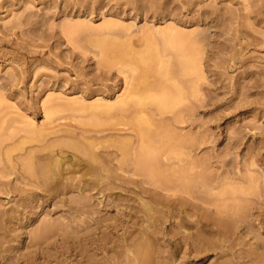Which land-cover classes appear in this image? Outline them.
Wrapping results in <instances>:
<instances>
[{"label": "rangeland", "instance_id": "374dc122", "mask_svg": "<svg viewBox=\"0 0 264 264\" xmlns=\"http://www.w3.org/2000/svg\"><path fill=\"white\" fill-rule=\"evenodd\" d=\"M0 142V264H264V0H0Z\"/></svg>", "mask_w": 264, "mask_h": 264}, {"label": "bare ground", "instance_id": "6f19581e", "mask_svg": "<svg viewBox=\"0 0 264 264\" xmlns=\"http://www.w3.org/2000/svg\"><path fill=\"white\" fill-rule=\"evenodd\" d=\"M259 21H260V20H259ZM170 44H171V43H170ZM178 44H179V43H178ZM118 45H119V44H118ZM118 45H117V46H118ZM182 45H183V44H182ZM114 49L117 50V49H119V48L116 47V48H114ZM115 50H114V51H115ZM117 52H118V51H117ZM119 52H120V51H119ZM145 54H146V51H145ZM148 54H150V53H148ZM110 55H111V54H110ZM118 55H119V54H118ZM122 55H123V54H121V56H122ZM146 55H147V54H146ZM114 56H115V54H114ZM124 56H125V55H124ZM197 56H198V55H197ZM195 57H196V56H195ZM108 58H109V57H107V59H108ZM115 58L117 59V57H115ZM119 58H120V56H119ZM119 58H118V59H119ZM123 58H124V57H123ZM134 58H135V57H134ZM137 58H138V57H137ZM143 58H144V57H143ZM192 58H193V57H192ZM118 59H117V61H118ZM121 59H122V57H121ZM121 59H120V60H121ZM135 59H136V58H135ZM120 60H119V62H120ZM138 60H139V59H138ZM138 60H137V61H138ZM140 60H141V59H140ZM187 60H188L189 63H190V60H191V59L189 60V59L187 58ZM192 60H193V59H192ZM145 61H146V60H145ZM145 61H144V62H145ZM106 62H107V61H106ZM106 62H105L104 64H106ZM110 62H112V61H110ZM115 62H116V60L114 59V64H115ZM107 63H108V62H107ZM112 63H113V62H112ZM140 63H142L143 66H144V63H143L142 60H141ZM140 63L138 62V64H140ZM146 63H149V62L146 61ZM146 63H145V65H146ZM193 63H194V62H193ZM118 64H119V63H118ZM120 64H121V63H120ZM196 64H197V63H195V65H196ZM106 65H107V64H106ZM110 65H111V63H110ZM121 65H122V64H121ZM111 66H112V65H111ZM122 66H123V65H122ZM139 66H140V65H139ZM197 66H198V65H197ZM197 66H196V67H197ZM119 67H120V65H119ZM136 67H137V66H136ZM141 67H142V66H140V68H141ZM145 67H148V64H147V66H145ZM145 67H144V69H145ZM150 67H151V66H150ZM150 67H149L148 69H150ZM163 67H164V66H163ZM163 67H162V68H163ZM182 67H183V66H182ZM196 67H195V68H196ZM137 68H138V67H137ZM164 68H165V67H164ZM190 68H191V66H190ZM193 68H194V67H193ZM193 68H192V69H193ZM117 69H118V68H117ZM134 69H136V68H134ZM138 69H139V68H138ZM144 69H141L142 72L139 70V71H140V73H139L140 76L145 75V73L147 72V71H146L147 69H146V70H144ZM185 69H186V68H185ZM120 70H121V69H120ZM158 70H159V69H158ZM163 70H164V69H163ZM187 70H188V69H187ZM195 70H196V69H195ZM160 71H161V70H160ZM196 71H198V70H196ZM158 72H159V71H158ZM187 72L189 73V71H187ZM147 73H148V72H147ZM134 74H135V72H134ZM134 74H133V75H134ZM137 75H138V74H137ZM146 75H147V74H146ZM146 75H145V77H146ZM140 76H139V78H140ZM148 76H150V75H148ZM142 78H143V77H141L140 79L142 80ZM135 80H138L137 82H139V84H140V86H141V84L145 81V78H144V81H142V83H140L141 80L139 81V79H135ZM167 80H168V79H167ZM168 81H170V79H169ZM173 81H174V80H173ZM145 82H146V81H145ZM135 83H136V81H135ZM166 83H167V81H166ZM172 83H173V82H172ZM175 83H176V82H175ZM180 83H182V82L180 81ZM139 84H136V85H138V87H139ZM147 84H148V81H147ZM163 84H164V82H163ZM176 84H179V83H176ZM182 84H183V83H182ZM133 85H134V83H133ZM133 85H132V86H133ZM167 85H168V84H167ZM171 85H172V84H171ZM171 85H170V86H171ZM179 85H180V84H179ZM143 86L147 87L148 85L146 86V85L143 83L142 87H143ZM164 86H165V85H164ZM173 86H174V85H173ZM176 86H178V85H176ZM176 86H174V88H175ZM182 86H183V85H182ZM133 87H134V86H133ZM133 87H132V90L136 89V87H135V88H133ZM160 87H161V86H159V88H160ZM166 87H167V86H166ZM163 88H164V87H163ZM174 88H172L170 91L173 92V89H174ZM179 88H180V87H179ZM143 89H144V88H143ZM146 89H148V88H146ZM146 89H145V90H146ZM140 90H141V89H140ZM167 90H169V88H167ZM167 90H166V91H167ZM134 91H135V90H134ZM161 91H162V92H161ZM166 91H164V89H162V90L159 91V92H160V93H159L160 96H158L159 101H160V99H161V96H162L164 93H166ZM170 91H168V93H166V94H169ZM174 91H175V90H174ZM178 91H179V90H178ZM182 91H183V90H182ZM129 92H130V91H129ZM137 92H139L140 94H141V92H142V94L144 93L143 91H137ZM171 92H170V93H171ZM134 93H135V92H134ZM156 93H158V92H155V94H156ZM161 93H163V94L161 95ZM174 93H177V92H174ZM179 93H180V92H179ZM128 94H129V93H128ZM135 94H136V93H135ZM166 94H164V95L162 96V97L165 96L166 99H163V100L161 99V100H162V101H161V104H160V102H158V104H159L158 107L160 108V105H161V110H162V108H163V106H162L163 103H164V102L167 103L168 100H169L168 97L166 96ZM180 94H181V93H180ZM174 95L176 96L177 94H174ZM174 95H172V96H174ZM128 96H129V95H128ZM133 96H134V95H133ZM135 96H137V95H135ZM143 96L145 97L144 100H141L142 98H139V100H137V101L134 100L135 98H132V99H133L134 102H136V103L139 102V103H140V102L146 101V100L148 99L147 96H149V95H147V96H146V95H143ZM153 96H154V95H153ZM170 96H171V95H169V97H170ZM178 96H179V95H178ZM137 97H138V96H137ZM146 97H147V99H146ZM151 98H152V97H151ZM151 98H150V99H151ZM172 98H173V97H172ZM177 98H178V97H177ZM179 98H181V96H179ZM137 99H138V98H137ZM153 99H154V101H155V100L157 101L156 97L153 98ZM122 100H123V99H122ZM151 100H152V99H151ZM165 100H166V101H165ZM180 100H181V99H180ZM119 101H121V100H119ZM148 101H149V100H148ZM148 101H146V102H148ZM173 101H175V99H172V100L170 99L168 103H169V104H173V103H170V102H173ZM162 102H163V103H162ZM178 102H179V100H178ZM118 103H119V102H118ZM168 103H167V104H168ZM174 103H176V102H174ZM108 104H109V103H108ZM167 104L165 105V103H164V107H165V108H166ZM105 105H106V104H105ZM110 105H112V104H110ZM110 105H109V106H110ZM125 105H127V106H131V107H132V105H129V103L127 104V101L124 100V101H122V102L118 105V109H119V106H120L121 109H124V108H125ZM140 105H141V103H140ZM140 105H139V106H140ZM142 105L144 106L145 104H142ZM142 105H141V106H142ZM174 105H175V104H174ZM109 106H105V107H106V110H107V107L110 108ZM115 106H116V105H115ZM115 106H114V107H115ZM122 106H123V107H122ZM143 106H142V108H144ZM168 107H169V105L167 106V108H168ZM132 108H133V107H132ZM135 108H136V107H135ZM138 108L142 109L141 107H138ZM101 109H102V108H101ZM112 109H113V108H112ZM114 109H115V108H114ZM118 109H117V111H118ZM125 109H126V108H125ZM125 109H124V111H123V110H122V111L126 113V110H125ZM136 109H137V108H136ZM103 110H104V112L106 113V111H105L104 108H103ZM127 110H128V109H127ZM129 110H130V109H129ZM158 110H159V109H158ZM99 111H100V110H99ZM107 111H110V110H107ZM120 111H121V110H119L118 113H121V114H122V112H120ZM136 111H137V110H136ZM136 111H135V112H136ZM163 111H164V110H163ZM110 112H111V111H110ZM112 112H114V114L117 113V112L115 113V111H112ZM165 112H166V111H165ZM167 112H168V111H167ZM98 113H99V112H98ZM105 113H102V114H105ZM129 113H130V111L128 112V114H129ZM137 113H138V112H137ZM141 113H142V112H141ZM102 114H101V115H102ZM107 114H108V112H107ZM126 114H127V113H126ZM133 114H134V112L132 111V115H133ZM135 114H136V113H135ZM142 114H143V113H142ZM163 114H164V113H163ZM130 115H131V114H130ZM130 115H129V116H130ZM132 115H131V116H132ZM136 115H137V114H136ZM139 115H140V114H139ZM161 115H162V114H161ZM171 115H172V114H171ZM107 116H108V115H107ZM107 116H106V117H107ZM111 116H112V115H111ZM123 116H125V115H123ZM126 116H127V115H126ZM133 116H134V115H133ZM133 116H132V117H133ZM137 116H138V115H137ZM172 116H173V115H172ZM176 116H177V115H176ZM134 117H135V116H134ZM140 117H141V116H140ZM49 118H50V117H49ZM138 118H139V117H138ZM174 118H175V117H174ZM50 120H51V118H50ZM179 120H180V119H179ZM45 122H46V121H45ZM141 122L144 123L145 121H141ZM134 123H135V121H134ZM136 123H137V122H136ZM143 123H142V124H143ZM145 123H146V122H145ZM145 123H144V124H145ZM177 123H178V122H177ZM46 124H47V122H46ZM48 124H49V123H48ZM48 124H47V126H48ZM93 124H94V123H93ZM122 124H123V123H122ZM138 124H139V123H138ZM28 125H29V123H28ZM30 125L32 126L33 124H30ZM115 125H116V124H115ZM125 125H126V124H125ZM127 125H129V124H127ZM33 126H35V124H34ZM33 126H32V127H33ZM44 126H45V125H44ZM47 126H46V127H47ZM50 126H51V124H50ZM95 126L98 127V125H95ZM100 126H102V125H100ZM104 126H106V125L104 124ZM108 126L110 127V125H108ZM122 126H123V125H122ZM135 126H136V125H135ZM141 126H142V125H141ZM145 126H146V125H145ZM42 127H43V126H42ZM42 127H41V128H42ZM48 127H49V126H48ZM92 127H94V126L92 125ZM138 127H140V126H138ZM138 127H137V128H138ZM53 128L55 129V127H53ZM67 128H68V127H67ZM141 128H142V127H141ZM141 128H140V129H141ZM144 128H145V127H144ZM43 129H44V128H43ZM59 129H60V130L56 129V130H58V131H54V132H55L56 135L58 134L57 136H60V137L63 136V134H64V136H63L62 138H64L66 134H67L66 137L69 138V136L71 135L70 133H72V132H73V135H74V136L76 135L77 137H79L80 135H82V136H86V137H87V135H86L87 133H89L88 135H89V137H90V133H91L92 135H91L90 138H93V137H94V136H93V135H94L93 133H97V132H98V131H95V130L92 131L93 129H91V130H87V129H79V130H80V131L78 130L79 132H78V131H74L73 129H72L73 131H72L71 129L69 130V129H64V128H59ZM94 129H95V128H94ZM97 129H98V128H97ZM123 129H125V128H123ZM142 129H143V128H142ZM23 130L25 131L24 128H23ZM23 130H21V131H23ZM50 130H51V129H50ZM50 130H49V131L45 130V131H47V132L44 133V132H42V131H43L42 129H37V128H35V127H33V128L30 127V128L28 129V131H30V134H29V133H27V134L30 135V137L32 138V140H36V141H37V140H38V137H39L42 133L47 134L48 132H52V131H50ZM102 130H103V129H102ZM59 131H60V132H59ZM126 131H127V130H126ZM139 131H140V130H139ZM144 131H145V129H144ZM146 131H147V130H146ZM15 132H16V131H15ZM19 132H20V131H19ZM26 132H27V130H26ZM54 132H53V136L56 137V135L54 134ZM58 132H59V133H58ZM141 132H142V131H141ZM149 132H150V131H149ZM10 133H11V132H10ZM16 133H17V132H16ZM61 133H62V134H61ZM99 133H100V132H99ZM101 133H103V132H101ZM136 133H140V132H136ZM142 133H143V132H142ZM8 134H9V133H8ZM13 134H15V133H13ZM23 134H24V133H23ZM44 134H43V137H42L43 140H44V138H46V135H44ZM50 134H52V133H50ZM78 134H79V135H78ZM140 134H141V133H140ZM144 134H146V132H145ZM2 135H3V134H2ZM18 135H19V134H18ZM18 135H17V136H18ZM73 135H71V136L74 137ZM95 135H97L96 138H97V140H98V139L100 138V137H99L100 135H99V136H98V134H95ZM111 135H112V134H111ZM133 135H134V134H133ZM10 136H11V135H10ZM20 136H21V135H20ZM44 136H45V137H44ZM47 136H48V135H47ZM71 136H70V137H71ZM76 136H75V137H76ZM82 136H80V137L82 138ZM92 136H93V137H92ZM167 136H168V134H167ZM170 136L172 137V134H171ZM170 136H169V137H170ZM18 137H19V136H18ZM26 137H27V136H26ZM26 137L23 136L24 139H25ZM49 137L53 139V137H51V136H49ZM75 137H74V138H75ZM98 137H99V138H98ZM134 137H135V136H134ZM169 137H166V139H168ZM8 138H9V136H8ZM8 138L6 137L7 140H9ZM50 138H49V139H50ZM56 138H57V137H56ZM58 138H59V137H58ZM74 138H73V140H74ZM163 138H164V137H163ZM11 139H12V137H11ZM11 139H10V140H11ZM21 139H22V137H21ZM42 139H41L40 141H43ZM47 139H48V138H47ZM54 139H55V138H54ZM54 139H53V142H54L55 140H57V139H55V140H54ZM60 139H61V138H60ZM94 139H95V138H93V140H94ZM100 139H101V138H100ZM1 140H2V139H1ZM12 140H13V139H12ZM61 140H62V139H61ZM73 140H71V141H73ZM97 140H94V141H91V142H89L88 140H86V142H87L88 144L83 142L86 146H85L83 143H81V145H82L81 147H80V146H76V145H75L76 142H74V143L72 144L71 141H70L71 144H69V141H67L68 143L66 142V143H67V144H66L65 141H64V143H62V148H64V147H65V148H66V147L68 148V147H69L70 150H72L71 148H73L74 150H76V152H78V154L81 153V154H80L81 156L86 157V159L88 158L89 160H91L92 162H94V161L96 160L97 155L99 156V152H101V151H100V148H102V147H107V146H104L105 144L102 145V146H99V145H101V144H100V141L97 142L98 144L95 143ZM160 140H161V137H160ZM162 140H163V139H162ZM162 140H161V141H162ZM174 140H175V139H174ZM174 140L171 139L170 141H173V142H174ZM178 140H179V139H176V143H178ZM27 141H30V140L27 138ZM36 141H35V142H36ZM84 141H85V138H84ZM179 141H180V140H179ZM1 142H2V141H1ZM1 142H0V143H1ZM5 142H6V141H5ZM24 142H25V141H24ZM50 142H51V141H50ZM162 142H164V141H162ZM173 142H170V143H173ZM2 143L4 144V141H3ZM11 143L13 144L14 142H11ZM19 143H20V146H22V144H24V143H23V140H21V142H19ZM21 143H22V144H21ZM38 143H40V142L38 141ZM55 143H56V141H55ZM57 143H58L59 145L61 144L60 141L57 142ZM110 143H111V142H110ZM116 143H117V142H116ZM164 143H165V142H164ZM170 143H165V144H166V146H167V144H170ZM176 143H175V145L178 146ZM9 144H10V143H9ZM26 144H27V143H26ZM29 144H30V143H29ZM33 144H34V143H33ZM49 144H50V143H49ZM96 144H97V145H96ZM112 144H113V142H112ZM4 145H6V144H4ZM16 145H19V144H16ZM37 145H38V144H37ZM40 145H41V144H40ZM40 145H39V146H40ZM42 145H44V144L42 143ZM45 145H46V143H45ZM53 145H54V144L51 143V146H53ZM59 145H56V146L58 147ZM63 145H64V146H63ZM83 145H84V147H83ZM106 145H107V144H106ZM108 145H109V143H108ZM124 145H126V144H124ZM170 145H171V144H170ZM173 145H174V144H173ZM175 145H174V146H175ZM0 146L4 147L2 144H1ZM39 146H38V147H39ZM51 146L47 144L46 147H42L41 149H40V147H41V146H40V147H39V150L33 151L32 153L29 151V149H26L27 151H29V152L31 153V155H30L29 153H27V158L25 157V158H23L22 160H24V159H28V161H29L30 158H31V156L33 157L34 161L37 160L38 162H40L41 159H42V160H43V159H46V160H44V161L46 162L44 165H42V162H41V167H40V169L42 168V166H44V169H46V171H50V169L53 167V169L55 168L54 170H56V169H57V170H60V169H61V170L59 171L60 173H61V171L67 170L68 168H67L66 166H65L66 168L64 167V163H65V165H66L67 162H68L69 160H68V161L66 160V156H65V154H64V155H61V154H60V153H62V152H60L62 148L60 149V151H58L60 157H59V158H52V159H53V160H52V159H50V158H51V156H53L52 153H53V151H54L53 148H54L55 146H53V147H51ZM174 146H173V149H174ZM180 146H182V143H181ZM10 147H11V146H7V148L5 147L6 149L3 148V150H2V151H3V153H2L3 156H1V157H3L5 160H8V159L10 158V156L12 155V153H13V152L11 153V150H12L13 147H12V148H10ZM14 147H16V146L14 145ZM24 147H25V146H24ZM29 147H30V146H29ZM29 147H28V148H29ZM34 147H35V145H34ZM60 147H61V145L59 146V148H60ZM70 147H71V148H70ZM124 147H126V146H124ZM129 147H131V146H129ZM149 147H150V146H149ZM151 147H152V146H151ZM154 147H155V146H154ZM168 147H169V146H168ZM17 148H18V149H21V147L19 148L18 146H17ZM36 148H37V147H36ZM36 148H35V149H36ZM55 148H56V147H55ZM81 148H82V149H81ZM107 148H109V146H108ZM111 148H112V147H111ZM121 148H123V147H121ZM127 148H128V145H127ZM171 148H172V147H171ZM178 148H179V147H178ZM0 149H1V148H0ZM13 149H16V148H13ZM18 149H16V150H18ZM24 149H25V148H24ZM35 149H34V150H35ZM37 149H38V148H37ZM79 149H81V152L79 151ZM103 149H104V148H103ZM124 149H126V148H124ZM169 149H170V148H169ZM169 149H168V150H169ZM22 150H23V148H22ZM22 150H21V151H22ZM58 150H59V149H58ZM101 150H102V149H101ZM108 150H110V148H109ZM148 150H151V149L148 148ZM164 150H165V151H162L161 153L166 152L167 149L165 148ZM168 150H167V152H168ZM171 150H172V149H171ZM171 150H169V151H171ZM13 151H14V150H13ZM45 151H46V153L44 154L43 152H45ZM102 151H103V150H102ZM157 151H158V150H157ZM175 151H176V150H175ZM14 152H15V151H14ZM79 152H80V153H79ZM112 152H114V151H112ZM120 152H121V151H120ZM16 153H17V152H16ZM24 153H25V152H24ZM103 153H104V152H103ZM123 153H124V152H123ZM126 153H127V152H126ZM159 153H160V152H159ZM161 153H160V154H161ZM18 154H19V152H18ZM25 154H26V153H25ZM28 154L30 155V158H28V156H29ZM104 154H105V153H104ZM109 154H110V153H109ZM109 154H108V155H109ZM115 154H116V153H115ZM115 154H113V155H115ZM121 154H122V152H121ZM166 154H167V153H166ZM166 154H165V155H166ZM170 154H171V152H170ZM172 154H173V153H172ZM22 155H24V154H22ZM124 155H125V154H124ZM162 155H164V154H162ZM165 155H164V157H165ZM167 155H168V154H167ZM14 156H15V155H14ZM14 156H13V157H14ZM24 156H25V155H24ZM24 156H23V157H24ZM110 156H111V155H110ZM1 157H0V158H1ZM11 157H12V156H11ZM15 157H16V156H15ZM18 157H19V156H18ZM18 157H16V158H18ZM83 157H82V158H83ZM166 157H167V156H166ZM166 157H165V158H166ZM169 157H170V156H169ZM3 158H1V159L3 160ZM19 158H20V157H19ZM21 158H22V156H21ZM105 158H106V157H105ZM31 159H32V158H31ZM47 159H48V161H47ZM49 159H50V160H49ZM64 159H65V160H64ZM169 159H171V158H169ZM2 160H1V161H2ZM15 160H17L18 162H21V161H19V160H21V159H19V160H18V159H15ZM79 160H80V161H79ZM100 160H101V159H100ZM102 160H103V159H102ZM3 161H4V160H3ZM28 161L25 160V161L22 162V163H25L23 167H19V168H18V167L15 165V166L17 167V168H16L17 171H16V169L14 168L15 171H13V172L16 174L15 177H16L17 179H19V177H20V180L22 179V177L24 178V175H23L24 173L22 174V172H25V171H22L21 168H24V167L26 168V167H28L30 164H31V165H30L29 168L31 169V168L33 167V166H32V165H33L32 161H29L30 163H29ZM37 161H35V163H38ZM66 161H67V162H66ZM109 161H110V160H109ZM4 162H6V161H4ZM4 162H2V163H4ZM74 162H75L77 165H79L80 162H83V161H81V158H80V157H75V156H74V157H71V160H70L69 163H68L69 166H70V164H72L73 166L76 165V164H74ZM88 162H89V161H88ZM105 162H106V161H105ZM119 162H120V161H119ZM8 163L11 164L9 161H8ZM43 163H44V162H43ZM89 163H90V162H89ZM103 163H104V162H103ZM111 163H112V162H111ZM1 165H2V164H1ZM1 165H0V167H1ZM6 165H7V164H6ZM22 165H23V164H22ZM37 165H38V164H37ZM3 166L5 167L4 164H3ZM15 166H14V167H15ZM31 166H32V167H31ZM61 166L63 167V170H62V167H61ZM96 166H97V165H96ZM110 166H111V165H110ZM60 167H61V168H60ZM77 167H78V166H77ZM77 167H76V168H77ZM82 167H85V166H81L80 168H82ZM112 167H113V166H112ZM7 168L9 169V166H7ZM11 168H13V167H12V164H11ZM25 168H24V170H25ZM33 168H34V167H33ZM37 168H39V167H37ZM37 168H36V169H37ZM71 168H72V167H71ZM87 168H88V167H87ZM96 168H97V167H96ZM18 169H20L21 171H20V170L18 171ZM101 169H102V168H101ZM9 170H11V169H9ZM34 170H35V169H34ZM38 170H39V169H38ZM38 170H37V171H38ZM54 170H53V172H55ZM80 170H81V169H80ZM7 171H8V170H7ZM41 171H42V170H41ZM51 171H52V170H51ZM68 171H69V170H68ZM10 172H12V171H9V173H10ZM35 172H36V171H35ZM44 172H45V171H44ZM56 172H57V171H56ZM72 172H73V171H72ZM2 173H4V172H2ZM9 173H7V174H9ZM37 173H38V172H37ZM49 173H50V172H49ZM51 173H52V172H51ZM64 173H66V172L64 171ZM29 174L32 175L33 172H30ZM38 174H40V173H38ZM43 174H44V173H43ZM57 174H58V173H57ZM4 175H6V174H4ZM25 175H26V172H25ZM34 175H35V174H33V176H34ZM48 175H49V174H48ZM55 175H56V174H55ZM61 175H62V174H61ZM63 175H64V174H63ZM81 175H82V174H81ZM1 176H2V175H1ZM6 176H7V175H6ZM29 176H30V175H29ZM42 176H43V175H42ZM46 176H47V175H46ZM49 176H50V175H49ZM11 177H12V176H11ZM26 177H27V175H26ZM30 177H31V176H30ZM36 177H37V175H36ZM47 177H48V176H47ZM51 177H52V176H51ZM55 177H56V176H55ZM37 178H39V177H37ZM49 178H50V177H49ZM0 179H1V178H0ZM17 179H16V180H17ZM64 179H65V178H64ZM66 179H67V178H66ZM50 180H51V179H50ZM52 180H53V177H52ZM56 180H57V178H56ZM43 181H45V180L43 179ZM48 181H49V180H48ZM41 183L43 184L44 182H41ZM39 184H40V182H39ZM44 184H45V183H44ZM59 184H60V183H59ZM2 185H3V184H2ZM29 185H30V184H29ZM31 185L33 186L34 183H33V184L31 183ZM47 185H48V184H47ZM22 186H23V185H22ZM24 186H25V185H24ZM40 186H41V185H40ZM85 186H86V185H85ZM25 187H26V186H25ZM2 188H3V187H2ZM5 188H6V187H5ZM36 188H37V187H36ZM44 188H45V186H44ZM46 188H47V187H46ZM48 188H49V187H48ZM54 188H55V187H54ZM4 190L7 191V189H4ZM98 190H99V189H98ZM48 191H49V190H48ZM237 211H238V210H237ZM239 212H240V211H239ZM235 215H236V214H235ZM237 215H238V214H237ZM240 216H241V215H240ZM208 226H209V225H208ZM210 226H211V225H210ZM210 226H209V227H210ZM213 227H214V225H213ZM231 231H232V230H231ZM230 233H231V232H230ZM226 234H227V233H226Z\"/></svg>", "mask_w": 264, "mask_h": 264}]
</instances>
